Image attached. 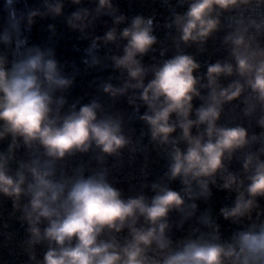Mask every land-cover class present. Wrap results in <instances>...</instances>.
I'll return each mask as SVG.
<instances>
[{"label": "clouds", "instance_id": "obj_1", "mask_svg": "<svg viewBox=\"0 0 264 264\" xmlns=\"http://www.w3.org/2000/svg\"><path fill=\"white\" fill-rule=\"evenodd\" d=\"M60 24L84 42L71 62ZM93 72L109 74L73 96ZM0 249L20 264H264V0L135 14L3 0Z\"/></svg>", "mask_w": 264, "mask_h": 264}, {"label": "trees", "instance_id": "obj_2", "mask_svg": "<svg viewBox=\"0 0 264 264\" xmlns=\"http://www.w3.org/2000/svg\"><path fill=\"white\" fill-rule=\"evenodd\" d=\"M3 0H0V4H2ZM118 2L121 4V8L125 13H132L135 14V12L145 10L147 6L150 3V0H144V5L142 6L141 0H118ZM107 20L108 18H104ZM59 31L63 36V39L60 41L58 54L61 56V58L68 60L71 62L73 59H77L78 54L73 53V45L79 43L81 46H83L84 42H79L76 39L77 34L72 33L69 30H67L62 24L58 25ZM98 31H102V26L98 28ZM159 35H163V32L161 31L158 33ZM47 36V32L43 30V25H38L34 31H33V40L37 43L41 42L43 39H45ZM218 45V41L216 42H209V50L212 51L216 46ZM201 60L208 59L207 55L199 57ZM216 57L212 56L211 59L214 61ZM109 73H90L88 75H84L78 79L77 86L74 89L73 96L77 95H83L85 92L92 93L94 90L88 88L89 81L95 76V75H103L107 76ZM84 102H87V98ZM162 164V162H161ZM162 168L160 166H155L154 171L159 172ZM226 194L223 192H219L214 190V200L217 202L216 207L222 206L223 203H226L228 201L225 200ZM7 207H10L8 205ZM15 227L19 228V225H16ZM225 227H227L225 225ZM22 234V230H21ZM20 259L22 258H14L11 255L8 254L6 250L0 249V264H4L5 261H7V264H20Z\"/></svg>", "mask_w": 264, "mask_h": 264}]
</instances>
